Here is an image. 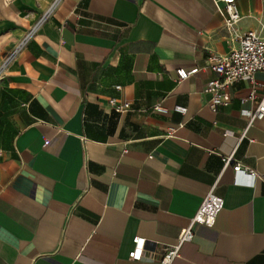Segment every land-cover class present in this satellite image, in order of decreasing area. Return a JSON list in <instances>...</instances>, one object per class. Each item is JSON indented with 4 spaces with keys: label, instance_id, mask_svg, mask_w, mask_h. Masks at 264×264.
<instances>
[{
    "label": "crops",
    "instance_id": "obj_1",
    "mask_svg": "<svg viewBox=\"0 0 264 264\" xmlns=\"http://www.w3.org/2000/svg\"><path fill=\"white\" fill-rule=\"evenodd\" d=\"M52 1L0 0V264H140L133 239L173 244L210 190L222 209L172 264H264V118L239 139L247 79L215 110L202 93L208 58L238 44L212 0H59L44 17ZM235 1L236 34L264 37V0Z\"/></svg>",
    "mask_w": 264,
    "mask_h": 264
},
{
    "label": "built area",
    "instance_id": "obj_2",
    "mask_svg": "<svg viewBox=\"0 0 264 264\" xmlns=\"http://www.w3.org/2000/svg\"><path fill=\"white\" fill-rule=\"evenodd\" d=\"M58 1H52L44 17L51 12ZM212 2L217 14L221 17L223 29L229 36H235L238 44L226 54H213L208 58L207 68L214 72L217 77L205 84L202 93L208 97L207 103L209 108L215 110L217 106L228 105L230 101L226 92L228 87L239 80H248L250 85L249 91L245 97L240 99V103L255 101L256 107L252 112L241 111V114L248 118L247 127L239 136L241 140L246 137L247 129L253 121H259L264 118V84L254 79L255 73H264V37L260 33L251 30L240 35L236 34V25L241 17L235 0H212ZM198 70L196 67L188 70L183 68L177 69L175 73L178 82L195 75ZM261 89L263 93L259 96L258 91ZM109 104L118 113L123 112L128 107L127 103L116 105L114 100H110ZM154 110L157 112L166 111L160 105H156ZM173 110L182 115L186 113L185 107L175 106ZM167 136H172V132H168ZM230 161L231 157L224 158V166L229 165ZM232 169L237 175L245 174L249 177L250 183L255 179H262V177H258L254 172L242 169L239 164L233 166ZM222 206V199L210 190L202 199L198 210L192 219H190L188 226L178 233L173 244L166 245L158 252L144 254V239L135 237L133 239L134 247L128 253V258L131 261H138L140 264H172L180 256L182 244L193 239V225L198 224L211 227Z\"/></svg>",
    "mask_w": 264,
    "mask_h": 264
}]
</instances>
